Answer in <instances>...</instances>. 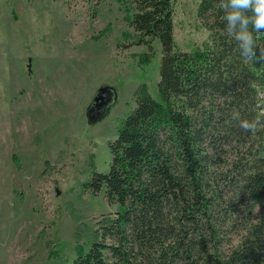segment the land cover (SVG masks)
<instances>
[{"label":"trees","instance_id":"16d2710c","mask_svg":"<svg viewBox=\"0 0 264 264\" xmlns=\"http://www.w3.org/2000/svg\"><path fill=\"white\" fill-rule=\"evenodd\" d=\"M174 1L126 9L136 44H161L160 97L139 95L109 144V171L86 184L118 210L73 264H264V71L239 55L220 0L199 3L209 42L179 48ZM256 124L255 139L241 135ZM234 231L240 243L224 250Z\"/></svg>","mask_w":264,"mask_h":264},{"label":"rangeland","instance_id":"374dc122","mask_svg":"<svg viewBox=\"0 0 264 264\" xmlns=\"http://www.w3.org/2000/svg\"><path fill=\"white\" fill-rule=\"evenodd\" d=\"M133 1L0 0V264H73L98 239L102 216L118 210L85 186L109 171V144L139 95L160 97L161 44H136ZM200 1H174L184 51L210 39ZM104 87L116 99L89 120Z\"/></svg>","mask_w":264,"mask_h":264},{"label":"clouds","instance_id":"9594fccd","mask_svg":"<svg viewBox=\"0 0 264 264\" xmlns=\"http://www.w3.org/2000/svg\"><path fill=\"white\" fill-rule=\"evenodd\" d=\"M225 32L231 36L239 55L250 62V70L264 71V0H220ZM261 125L242 126L241 135L255 139Z\"/></svg>","mask_w":264,"mask_h":264},{"label":"flooded vegetation","instance_id":"af4514ba","mask_svg":"<svg viewBox=\"0 0 264 264\" xmlns=\"http://www.w3.org/2000/svg\"><path fill=\"white\" fill-rule=\"evenodd\" d=\"M113 96H114V92L110 89H106L105 92L103 93L104 100H101V103H103V105L96 103L90 109L88 108L89 115H96L100 113L101 116H103L104 114H106L107 111L109 110L110 103L113 102V100L111 101V98H113Z\"/></svg>","mask_w":264,"mask_h":264},{"label":"water","instance_id":"95a60500","mask_svg":"<svg viewBox=\"0 0 264 264\" xmlns=\"http://www.w3.org/2000/svg\"><path fill=\"white\" fill-rule=\"evenodd\" d=\"M106 89H110V88H101V89H99L98 90V92H97V94H96V96H95V98H94V100L92 101V103L90 104V106H89V109L92 107V106H94L96 103H98V104H100V105H103V103H101V100H104V98H103V93L105 92V90ZM110 90H112L113 91V89H110ZM114 92V91H113ZM114 99H116V94H115V92H114V96H113V98H111V101L113 100L114 101ZM89 109H88V111H89ZM87 111V113H88V118H89V120H91L95 115H89V112ZM108 112V111H107ZM97 116L98 115H101L100 113L99 114H96ZM105 115V114H104Z\"/></svg>","mask_w":264,"mask_h":264}]
</instances>
